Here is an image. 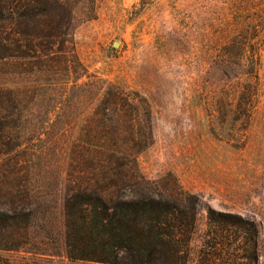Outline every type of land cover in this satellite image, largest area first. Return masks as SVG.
<instances>
[{
  "label": "rangeland",
  "instance_id": "374dc122",
  "mask_svg": "<svg viewBox=\"0 0 264 264\" xmlns=\"http://www.w3.org/2000/svg\"><path fill=\"white\" fill-rule=\"evenodd\" d=\"M84 5L75 10L73 34L82 69L78 78L57 76V85L97 80L146 96L154 142L138 157L141 170L151 179L176 178L212 207L257 220L264 264V0H95L93 18ZM9 50L16 54V43L0 41V89L51 86L53 76L38 71L32 57L16 59ZM51 110L44 101L18 126L28 153L45 150ZM64 159H34L33 184L54 206L55 247L35 227V242L0 255L16 264H120L68 257L61 193L54 188ZM205 227L202 211L199 232ZM198 244L197 238L195 250Z\"/></svg>",
  "mask_w": 264,
  "mask_h": 264
},
{
  "label": "trees",
  "instance_id": "16d2710c",
  "mask_svg": "<svg viewBox=\"0 0 264 264\" xmlns=\"http://www.w3.org/2000/svg\"><path fill=\"white\" fill-rule=\"evenodd\" d=\"M83 3L86 17L93 18L95 0H0V22L6 23L0 26V41L16 43V54L9 50L8 55L32 57L36 69L54 79L47 89H0V176L11 178L0 183V251L35 242V227L55 247L49 219L54 206L33 184L34 159L46 154L52 163L59 155L65 157L54 188L61 193L70 259L260 264L262 232L257 220L212 207L176 178L151 179L141 170L138 157L154 142L153 111L146 96L115 83L99 86L97 80L57 85V76L73 73L78 78L82 69L73 34L75 10ZM44 101L52 106L45 113L52 122L45 132L47 146L40 154L28 153L22 129H17ZM74 128L76 135L71 133ZM202 211L206 227L199 232ZM0 264L16 263L0 255Z\"/></svg>",
  "mask_w": 264,
  "mask_h": 264
}]
</instances>
